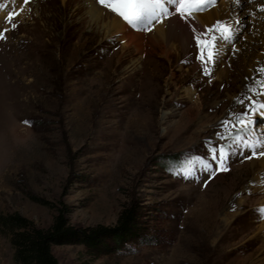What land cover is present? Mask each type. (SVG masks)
Here are the masks:
<instances>
[{
    "label": "rangeland",
    "instance_id": "rangeland-1",
    "mask_svg": "<svg viewBox=\"0 0 264 264\" xmlns=\"http://www.w3.org/2000/svg\"><path fill=\"white\" fill-rule=\"evenodd\" d=\"M242 1L226 3L227 24L194 32L182 66L178 54L163 58L151 34L170 17L135 29L96 0H0V213L48 227L66 205L73 226L91 228L115 225L138 204L136 238L96 249L55 244L60 264H264V252L241 246L260 233L264 188L245 208L238 199L252 192L246 183L264 154V98L223 94L211 103L205 82L234 72L241 84L264 60V0ZM177 25L165 37L180 46L186 32ZM244 164L246 173L237 170ZM0 264H16L2 233Z\"/></svg>",
    "mask_w": 264,
    "mask_h": 264
},
{
    "label": "bare ground",
    "instance_id": "bare-ground-1",
    "mask_svg": "<svg viewBox=\"0 0 264 264\" xmlns=\"http://www.w3.org/2000/svg\"><path fill=\"white\" fill-rule=\"evenodd\" d=\"M231 1H236V2L232 3ZM245 1H249V0H244V3H245ZM222 2L225 5L223 4V6L217 8V9L210 10L206 14H202V15L201 14H195L193 16H185V15L171 16L168 21H163L162 23L157 24L155 29L151 32V34L154 36V38L157 39L156 42H158V45L159 44L163 45V48H164L163 49V58L164 59H170V56L175 53L176 55L178 54V57H177L176 61H174V62H176L182 66H184L185 64L191 63L189 56H190V52L192 50H190L191 48L189 49V47L191 45H193V43L195 45L196 41L198 40L197 39V40H195V42H193L194 41V32H196V31H202L203 32L209 26H213L214 23H216L217 21H222L223 24H227L229 20L227 21V19H226L225 11L231 10V8H230L231 5L229 6L226 3L231 2L232 5H235V6H238L241 3H243L242 0H223ZM263 4H264V2H263ZM156 14H157V12H156ZM233 14H234V12H233ZM235 16L233 15V19ZM178 17L179 18L186 17V20L184 21V19H179ZM187 18H188V20H187ZM177 23H180V24L182 23V25L184 24V26H182V30H183V32L184 31L186 32L185 35L182 34V36H184V38H183V40L181 39L182 42H181L180 46L175 45L173 43V41L171 42L169 37H165L167 31L171 30V29L168 30V28L176 26ZM120 25L125 30H128V26L125 25L124 23H120ZM177 26H179V25H177ZM107 29H109V28H107ZM137 34L143 35V34H139V33H137ZM192 35H193V37H192ZM135 36H137V35H135ZM259 36H260L259 42L261 43L262 49H264V31H261ZM186 46H188V48L184 50L186 52V54L185 55L179 54L181 52V50H183V47H186ZM202 64H203L202 61L198 60L197 65L199 67H197V68L199 70H201ZM170 68H171V66H170ZM156 70L157 69L153 70V72L151 73L152 74L151 80L153 81L152 85H154V89H153L154 94L152 97H149L150 100L156 98L155 93H156V91H158V88H157V82L158 81L157 80L159 79L160 75H159V73L156 72ZM235 74L236 73L233 72L230 75H226L225 78H223V80L221 82L205 81V79H204L205 77H203V78L201 77L198 80H200L202 82H198V83H200V84H203L205 82L207 83L206 89L212 93V97H210L211 103H212V100L216 101L223 94H227L229 96L232 94H238V98H241L242 96H244L246 94H251V96H249V97H251L250 102L256 101V100L259 101L260 99L264 98V96H262V94L264 95V88L262 86L264 84V60L262 62H260L256 68H254V69L251 68V69L247 70L248 78L245 79L244 81H242L243 83H241V84H238L237 80L235 79ZM246 86L247 87L250 86V88L247 89ZM256 91H258L257 96L255 94ZM260 91L262 92V94ZM222 104L225 105L226 101H224L223 103H221V105H218V106H215V104L214 105H208L207 109H210L211 111H216L218 108H221ZM258 165H259V167H261L260 171H256V167ZM247 167L248 166H246L244 164V165L239 166L237 170L240 172L244 171V173H246L249 170ZM251 169L252 170L255 169V173L253 174L252 179L250 181H248L249 183L248 182L246 183L247 184L246 186L248 187V190H252V192L250 193V195H248L246 197L240 198L239 195L237 196V197H239L238 198L239 199V206L241 208L247 207L249 205V202H252L254 200V198L257 197V194L260 193L259 188L256 186L262 185V187L264 188V185L262 184L263 182L260 183V180H259L260 177L264 174V172H263L264 171L263 170L264 169V154H262V156L259 160L253 161ZM236 201H237V199L235 197L234 204H238V203H236ZM260 209H261V207H260ZM262 245L264 246V222L262 224L260 233L256 234L251 240L249 239L246 243L242 244L241 246H243V248H245V249L247 248V249L252 250V256H259L264 252ZM233 252H234V250H230L231 254Z\"/></svg>",
    "mask_w": 264,
    "mask_h": 264
},
{
    "label": "trees",
    "instance_id": "trees-1",
    "mask_svg": "<svg viewBox=\"0 0 264 264\" xmlns=\"http://www.w3.org/2000/svg\"><path fill=\"white\" fill-rule=\"evenodd\" d=\"M178 159L168 163L178 164ZM66 205L57 207V214L48 227L37 226L18 212L0 213V233L10 238L16 264H60L52 251L55 244L80 242L89 248H99L106 240L117 243L137 237L139 207L130 203L121 211L113 226L98 225L91 228L73 226Z\"/></svg>",
    "mask_w": 264,
    "mask_h": 264
},
{
    "label": "snow or ice",
    "instance_id": "snow-or-ice-1",
    "mask_svg": "<svg viewBox=\"0 0 264 264\" xmlns=\"http://www.w3.org/2000/svg\"><path fill=\"white\" fill-rule=\"evenodd\" d=\"M168 3H179V0H167ZM101 4L107 3V6L113 11L119 13L126 21L129 23H133V21L129 20V17L125 15L123 11L120 10L119 3H116L115 0H112V2H108V0H100ZM137 15L135 22H138L140 24H149L152 20L158 19L156 16V12L160 11L161 14L167 15V11L164 8V4L161 3V0H148V2H141L137 6ZM16 15V13H12L9 19L12 18V16ZM15 25H13V28ZM262 109H264V105L261 106ZM250 111L249 109H246L247 112ZM213 159L215 160L216 157L214 156ZM210 167V165H208ZM220 168L224 167V159L221 156L220 157Z\"/></svg>",
    "mask_w": 264,
    "mask_h": 264
}]
</instances>
